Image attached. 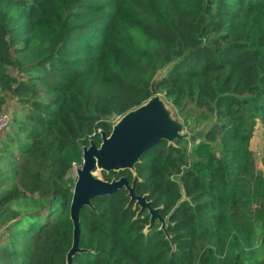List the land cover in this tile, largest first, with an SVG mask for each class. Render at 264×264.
<instances>
[{
  "label": "trees",
  "instance_id": "trees-1",
  "mask_svg": "<svg viewBox=\"0 0 264 264\" xmlns=\"http://www.w3.org/2000/svg\"><path fill=\"white\" fill-rule=\"evenodd\" d=\"M161 67L157 91L210 120L135 163L165 226L124 187L98 195L72 264H264V0H0V264H67L71 169Z\"/></svg>",
  "mask_w": 264,
  "mask_h": 264
},
{
  "label": "water",
  "instance_id": "water-1",
  "mask_svg": "<svg viewBox=\"0 0 264 264\" xmlns=\"http://www.w3.org/2000/svg\"><path fill=\"white\" fill-rule=\"evenodd\" d=\"M163 70L153 76L150 83L152 95L146 101L119 116L109 134L101 132L99 144L90 141L82 146V162L75 167L76 179L69 204L73 233L72 244L66 254L67 264H72V256L82 249L78 245L80 210L84 205H92V199L98 195L110 194L124 187L128 190L130 202L135 201L140 206L138 214L148 209L150 220L146 230L151 228L155 219L161 222L162 227L165 226V218L159 214L157 207L152 206L147 195L135 193V163L146 149L161 140L174 142L177 138L185 137L195 142L205 137L206 128L196 129L189 134L182 131L181 123L172 117L155 87ZM120 169H130L134 180L130 182L125 175L106 180L99 175L102 171ZM95 171L98 174H94Z\"/></svg>",
  "mask_w": 264,
  "mask_h": 264
},
{
  "label": "rangeland",
  "instance_id": "rangeland-1",
  "mask_svg": "<svg viewBox=\"0 0 264 264\" xmlns=\"http://www.w3.org/2000/svg\"><path fill=\"white\" fill-rule=\"evenodd\" d=\"M164 69L163 67L160 68V70ZM159 70V71H160ZM158 95L162 98L164 103L167 105V107L170 109L171 115L174 118H177L178 121L181 123L182 131L189 134L194 132L196 129L200 128H207L209 125V119H205L200 116V109L190 106V109H188V112L183 114H179L176 108L171 105L167 99L160 93L158 92ZM199 116V120L196 121L195 117ZM118 117L114 119V122L116 121ZM250 148L253 151L255 161L257 166L260 165V160L262 155H264V132L261 128V126L258 124L255 125L254 131H253V136L250 139ZM79 165H75L71 169V173L74 176L75 175V167ZM101 175V173H99ZM256 244H258V239H255Z\"/></svg>",
  "mask_w": 264,
  "mask_h": 264
},
{
  "label": "built area",
  "instance_id": "built-area-1",
  "mask_svg": "<svg viewBox=\"0 0 264 264\" xmlns=\"http://www.w3.org/2000/svg\"><path fill=\"white\" fill-rule=\"evenodd\" d=\"M8 118H9L8 111H2L0 113V128L3 127L7 123Z\"/></svg>",
  "mask_w": 264,
  "mask_h": 264
},
{
  "label": "bare ground",
  "instance_id": "bare-ground-1",
  "mask_svg": "<svg viewBox=\"0 0 264 264\" xmlns=\"http://www.w3.org/2000/svg\"><path fill=\"white\" fill-rule=\"evenodd\" d=\"M94 174H98V172H97V171H95V172H94Z\"/></svg>",
  "mask_w": 264,
  "mask_h": 264
}]
</instances>
